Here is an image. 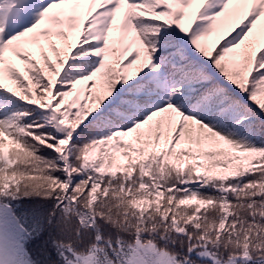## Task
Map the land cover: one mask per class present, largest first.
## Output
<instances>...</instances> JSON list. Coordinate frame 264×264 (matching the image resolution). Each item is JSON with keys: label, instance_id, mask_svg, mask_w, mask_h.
<instances>
[{"label": "snow or ice", "instance_id": "snow-or-ice-1", "mask_svg": "<svg viewBox=\"0 0 264 264\" xmlns=\"http://www.w3.org/2000/svg\"><path fill=\"white\" fill-rule=\"evenodd\" d=\"M21 186L62 207L65 264H264V0H0Z\"/></svg>", "mask_w": 264, "mask_h": 264}, {"label": "trees", "instance_id": "trees-1", "mask_svg": "<svg viewBox=\"0 0 264 264\" xmlns=\"http://www.w3.org/2000/svg\"><path fill=\"white\" fill-rule=\"evenodd\" d=\"M42 155L51 157L54 154L46 150ZM42 191L21 186L18 192L0 195V201L9 205L15 221L29 237L41 241L43 251L50 256V264H65L61 255L65 249L59 242L72 237L62 230V207H57L55 199L38 194Z\"/></svg>", "mask_w": 264, "mask_h": 264}, {"label": "rangeland", "instance_id": "rangeland-1", "mask_svg": "<svg viewBox=\"0 0 264 264\" xmlns=\"http://www.w3.org/2000/svg\"><path fill=\"white\" fill-rule=\"evenodd\" d=\"M15 26V21L9 22L10 31ZM49 259L41 241L29 237L15 221L9 205L0 201V264H50Z\"/></svg>", "mask_w": 264, "mask_h": 264}]
</instances>
